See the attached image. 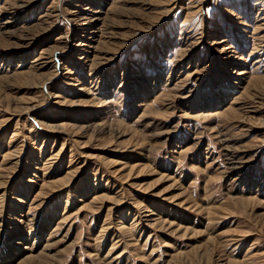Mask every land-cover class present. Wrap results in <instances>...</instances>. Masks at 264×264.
Returning a JSON list of instances; mask_svg holds the SVG:
<instances>
[{
    "label": "rangeland",
    "instance_id": "obj_1",
    "mask_svg": "<svg viewBox=\"0 0 264 264\" xmlns=\"http://www.w3.org/2000/svg\"><path fill=\"white\" fill-rule=\"evenodd\" d=\"M0 264H264V0H0Z\"/></svg>",
    "mask_w": 264,
    "mask_h": 264
},
{
    "label": "bare ground",
    "instance_id": "obj_2",
    "mask_svg": "<svg viewBox=\"0 0 264 264\" xmlns=\"http://www.w3.org/2000/svg\"><path fill=\"white\" fill-rule=\"evenodd\" d=\"M46 63V62H45ZM45 63H40V64H36V65H34L35 67H38V68H42V67H45ZM47 66H48V64H47ZM225 95V93H222V94H218V96L216 97V99H215V102H214V100L213 101H211V100H209V104H213L214 103V105H215V107L217 106V104L221 101V98L223 97ZM208 103V102H207ZM233 161V160H232ZM231 160H230V164H232V165H234L235 163H231L232 162ZM233 167H231L230 169H232ZM17 201H18V199H16L15 201H14V203H12V205L11 206H13V207H17V205H16V203H17Z\"/></svg>",
    "mask_w": 264,
    "mask_h": 264
}]
</instances>
